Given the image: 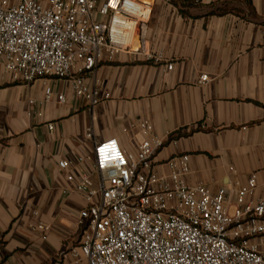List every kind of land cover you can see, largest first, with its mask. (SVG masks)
Segmentation results:
<instances>
[{
	"label": "crops",
	"instance_id": "obj_1",
	"mask_svg": "<svg viewBox=\"0 0 264 264\" xmlns=\"http://www.w3.org/2000/svg\"><path fill=\"white\" fill-rule=\"evenodd\" d=\"M152 1L145 44L173 69L118 54L88 76L89 84L111 94L94 109L67 80L26 84L0 70V264H49L78 243L86 202L59 162L83 157L79 168L91 170L94 144L107 138L135 151L133 125L141 118L166 140L156 157L161 171H168L170 158L189 154V184L215 191L256 173L254 199H264V0ZM48 90L64 94L66 102L29 115V100H41ZM178 132L186 135L170 138ZM38 221L48 226L46 240L30 227Z\"/></svg>",
	"mask_w": 264,
	"mask_h": 264
},
{
	"label": "built area",
	"instance_id": "obj_2",
	"mask_svg": "<svg viewBox=\"0 0 264 264\" xmlns=\"http://www.w3.org/2000/svg\"><path fill=\"white\" fill-rule=\"evenodd\" d=\"M152 12V0H0V70L26 84L67 80L74 95L94 109L111 94L89 84L88 76L118 54L142 55L173 69V62L145 44ZM201 79L208 82L209 76ZM55 100L65 103L66 97L48 90L41 100H29L28 114L42 116V107ZM133 126L139 132L135 151L107 138L95 142L91 170L79 168L83 157L59 162L86 204L77 222L78 243L49 264H264L257 174L215 191L191 185L190 155L170 158L168 171H161L156 157L166 140L148 118ZM92 135L88 129L87 137ZM30 227L48 238L45 223Z\"/></svg>",
	"mask_w": 264,
	"mask_h": 264
},
{
	"label": "trees",
	"instance_id": "obj_3",
	"mask_svg": "<svg viewBox=\"0 0 264 264\" xmlns=\"http://www.w3.org/2000/svg\"><path fill=\"white\" fill-rule=\"evenodd\" d=\"M183 135H186V134H183V133H181V132H178L177 134L172 135L170 138H171V139H176V138H179V137H181V136H183Z\"/></svg>",
	"mask_w": 264,
	"mask_h": 264
}]
</instances>
